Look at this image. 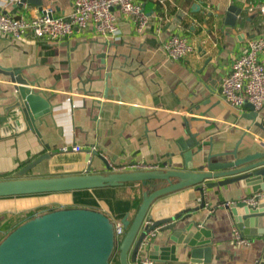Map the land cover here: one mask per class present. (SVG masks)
Wrapping results in <instances>:
<instances>
[{"label": "crops", "instance_id": "0c3cea01", "mask_svg": "<svg viewBox=\"0 0 264 264\" xmlns=\"http://www.w3.org/2000/svg\"><path fill=\"white\" fill-rule=\"evenodd\" d=\"M16 1L0 0L2 11L24 18L41 11L34 5L18 7ZM73 1L42 0V8L50 7L54 15L63 17L71 12ZM138 1L151 17H162L160 22H151L143 35L135 32L132 17L118 10H114L119 27L115 40L93 27L59 41L30 33L14 40L0 33V66L21 70L53 108L36 122L38 134L30 130L14 136L13 125L1 126L0 179L14 178L44 153L50 158L26 176L86 173L88 168L92 173H106V160L117 166L144 161L171 168L172 156L180 155V141L191 139L196 141L191 148L195 168L209 154L235 148L239 157L264 152V107L254 121L248 108L232 109L217 95L221 77L229 72L246 41L264 34V16L259 12L264 0ZM229 5L241 9L234 26L227 24ZM156 27L161 29L159 34L154 32ZM171 33L187 38L194 52L180 60L167 58L162 45ZM260 59L264 62V54ZM12 90L10 79L0 73V116ZM73 145L81 151H72ZM231 158L215 156L212 160ZM133 187L144 190L138 183H129L0 197V213L83 207L100 211L117 223L126 214L131 219L137 210L129 198ZM251 193L241 181L206 190L203 196L193 188L184 189L157 199L146 220H163L197 205L192 219L210 230L212 242L229 250L237 227L229 210L220 205ZM159 231L142 251L143 257L148 258L154 245L166 244L169 232L160 235ZM186 251L180 247L177 258L184 260Z\"/></svg>", "mask_w": 264, "mask_h": 264}, {"label": "water", "instance_id": "95a60500", "mask_svg": "<svg viewBox=\"0 0 264 264\" xmlns=\"http://www.w3.org/2000/svg\"><path fill=\"white\" fill-rule=\"evenodd\" d=\"M34 5L42 9V0H17L16 6ZM241 9L229 5L227 24L234 26L240 19ZM0 13L2 11L0 6ZM208 63V61H207ZM0 73L13 85L7 102L2 106L0 128L6 123L14 126V136L34 131L36 122L52 112V106L34 84L21 75V70L0 66ZM250 119H257V111L245 103ZM1 137V136H0ZM196 141L179 145L180 155L172 156L171 168L156 171L106 172L26 176L39 162L50 158L40 154L16 173L14 178L0 179V197L68 192L103 187H118L129 183L156 182L153 189L142 194L141 202L131 219L126 214L120 221L124 234L115 240L114 223L104 213L89 208H61L36 215L9 232L0 241V264H132L142 236L158 227L160 235L169 232L164 246L154 245L148 258L157 264H264V199L256 206L242 200L225 207L229 210L237 230L249 245L232 242L224 250L223 244L212 242L211 232L192 219L199 208L192 205L173 216L151 222L142 227L150 206L166 195L193 188L201 196L206 190L243 182L251 188V195L264 191V152L239 157L237 148L232 152L209 154L202 164H192ZM97 156V152L93 153ZM231 156V160H212ZM89 157V155H88ZM150 222V220H147ZM171 243V244H169ZM187 250L184 260L177 250Z\"/></svg>", "mask_w": 264, "mask_h": 264}, {"label": "built area", "instance_id": "2783aa9c", "mask_svg": "<svg viewBox=\"0 0 264 264\" xmlns=\"http://www.w3.org/2000/svg\"><path fill=\"white\" fill-rule=\"evenodd\" d=\"M114 10H118L125 16H131L135 32L138 35L146 33L151 22L162 19L161 16L151 17L138 0H74L71 12L67 16H56L50 7H43L37 15L31 18L13 17L6 13H0V33L11 39H20L30 33L38 38L51 40H63L74 32H84L93 27L97 33L115 40L119 36V27ZM259 12L264 16V4L259 7ZM155 34L161 29L156 27ZM164 55L173 60H180L191 55L195 48L183 36L171 33L162 45ZM264 54V34L249 38L244 50L234 60L229 72L221 77L217 95L230 108L239 110L245 103H250L255 111L264 107V62L260 57ZM72 151L79 152L81 147L73 145ZM67 151L68 147H63ZM107 165L109 172H136L166 170L167 166L159 163L148 164L144 161H136L121 165H113L109 160ZM264 199V191L254 193L243 199L245 203L256 206ZM234 202H226L221 207H228ZM150 222L144 220L142 227L149 226ZM158 227L145 233L137 245L132 264H157L155 261L143 257L142 251L148 246L151 238L155 236ZM124 234L120 222L114 223L115 240L119 242ZM234 242L249 245L248 239L242 238L237 229L233 230Z\"/></svg>", "mask_w": 264, "mask_h": 264}, {"label": "rangeland", "instance_id": "374dc122", "mask_svg": "<svg viewBox=\"0 0 264 264\" xmlns=\"http://www.w3.org/2000/svg\"><path fill=\"white\" fill-rule=\"evenodd\" d=\"M17 200V199H15ZM16 203V201H15ZM27 210H21L18 212H9V211H3L0 213V241L17 225H19L20 223H22V221L24 222L25 218H20L18 215L21 212H24ZM48 211H52V210H43V211H37V215H39L40 213H45ZM19 217V218H18Z\"/></svg>", "mask_w": 264, "mask_h": 264}, {"label": "trees", "instance_id": "16d2710c", "mask_svg": "<svg viewBox=\"0 0 264 264\" xmlns=\"http://www.w3.org/2000/svg\"><path fill=\"white\" fill-rule=\"evenodd\" d=\"M156 182H153V181H150V182H148L147 184H146V186H142L141 185V183H138L140 186H141V188H144V190H141L140 188H137V187H133L132 188V190H131V194H130V196H129V198H130V201H131V206L133 207V208H135V209H137L138 208V206H139V204H140V202H141V199H142V194H143V192L145 191V190H147V189H153L154 188V184H155ZM125 185V184H124ZM124 185H122V186H118V187H123ZM37 211V209H32V210H27V211H24V212H21V213H19V217L21 218H25L24 219V221H26V220H28V219H30V218H32V217H34V216H36L35 214V212ZM18 217V218H19ZM23 222V221H22ZM21 224V223H20ZM18 226V225H17ZM15 228V227H14ZM13 228V229H14ZM12 229V230H13ZM11 230V231H12ZM10 231V232H11Z\"/></svg>", "mask_w": 264, "mask_h": 264}]
</instances>
